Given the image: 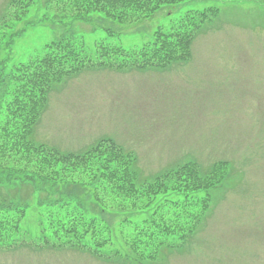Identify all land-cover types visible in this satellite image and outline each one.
Wrapping results in <instances>:
<instances>
[{"label":"rangeland","instance_id":"rangeland-1","mask_svg":"<svg viewBox=\"0 0 264 264\" xmlns=\"http://www.w3.org/2000/svg\"><path fill=\"white\" fill-rule=\"evenodd\" d=\"M6 3L0 0V14ZM208 5L218 7L219 13L196 35L188 62L144 71L83 70L49 94L34 140L80 151L99 136L110 138L139 157L138 167L146 177L186 158L205 169L216 160H229L228 175L196 237L161 263L264 264V3L195 0L172 11L178 16L187 8ZM49 6L50 11L55 8L53 2ZM62 7L55 10H68ZM163 9L141 24H121L101 14L90 21L55 15L43 20L44 9L38 5L31 11L40 18L38 25L15 40L13 60L25 59L65 31L81 36L91 55L96 40L106 38L105 29L113 31L106 38L110 44L139 46L157 26L169 25L171 9ZM34 191L12 193L18 199L19 193L27 197L21 198L30 204L24 233L35 239L40 208L34 200L43 196ZM98 215L115 230L125 216ZM113 235L115 247L121 248L120 231ZM29 246L34 249L0 247V264H123L64 245Z\"/></svg>","mask_w":264,"mask_h":264},{"label":"trees","instance_id":"trees-1","mask_svg":"<svg viewBox=\"0 0 264 264\" xmlns=\"http://www.w3.org/2000/svg\"><path fill=\"white\" fill-rule=\"evenodd\" d=\"M190 1L195 0H7L0 14V247L64 245L112 262L162 264L191 242L228 175V160H216L205 169L186 158L147 178L136 154L110 138L69 151L33 137L49 94L85 69L144 71L188 62L196 35L219 13L208 5L173 15L172 9ZM38 5L44 9L43 20L71 16L90 21L101 14L121 24H141L163 8L171 13L167 27L157 26L133 48L110 44L106 38L113 31L105 29L106 38L95 42L91 55L82 37L68 32L14 61L15 40L38 25L40 18L31 12ZM60 5L68 10H55ZM30 188L43 196L36 201L35 239L24 233V216L30 215V204L23 200L27 197L12 193ZM107 212L125 215L116 230L98 215ZM115 231L121 233V248L113 243Z\"/></svg>","mask_w":264,"mask_h":264}]
</instances>
